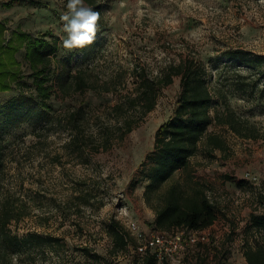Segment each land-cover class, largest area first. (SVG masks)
I'll return each mask as SVG.
<instances>
[{
	"label": "rangeland",
	"instance_id": "374dc122",
	"mask_svg": "<svg viewBox=\"0 0 264 264\" xmlns=\"http://www.w3.org/2000/svg\"><path fill=\"white\" fill-rule=\"evenodd\" d=\"M28 1L0 0L3 43L13 39L21 70L20 83L8 79L9 88L0 89V102L20 91L34 92L24 55L30 37L20 44L19 30L36 38L50 30L46 37L56 41L55 65L66 64L71 72L85 69L90 85L68 95L54 85L46 119L0 128L2 142L9 146L1 194L28 211L11 221V232L55 238L52 245L23 246L13 253L11 264H95L92 252L104 256L105 264H138L130 248L112 251L106 222L111 216L124 225L134 219L143 230L153 229V205L159 200L157 193L150 202L144 198L141 162L153 147L156 127L172 113L180 89L175 75L160 87L154 107L142 114L140 105L129 101L139 74L156 78L169 62L188 53L206 61L213 71L212 84L222 67L224 73L231 68L254 71L217 58L226 49L243 48L264 60V0H96L102 5L103 23L86 51H68L62 45L60 17L67 0ZM228 98L258 128V135L211 124L208 131L220 135L224 147L201 143L186 166L158 190L177 180L185 188L201 186L216 203L213 234L204 244L209 249L205 264H247L242 246L251 234L245 224L249 213L260 209L256 196L264 192V92L258 89L247 98L229 92ZM76 110L84 136L77 146L68 125ZM126 120L130 130L125 129ZM83 198L88 201L83 203Z\"/></svg>",
	"mask_w": 264,
	"mask_h": 264
},
{
	"label": "trees",
	"instance_id": "16d2710c",
	"mask_svg": "<svg viewBox=\"0 0 264 264\" xmlns=\"http://www.w3.org/2000/svg\"><path fill=\"white\" fill-rule=\"evenodd\" d=\"M28 2L31 3L32 0ZM84 2L100 12V27L103 23L102 5L96 0ZM4 28V22L0 20V89L9 88L10 84L6 81L8 79L20 83L21 76L18 62L13 55L17 45L13 43L12 38L3 43ZM43 33V36L38 38L20 30L17 33L16 39H20V44L22 39L30 37L24 55L31 70L34 92L27 94L20 91L0 102V128L16 126L22 121L40 123L46 119L51 106L48 99L54 95V85H57L63 95L70 94L71 90L83 91L90 85L85 69L77 68L71 72L66 64L61 68L55 65L53 52L56 50V41L47 39L46 36L51 34L50 30ZM87 48L80 51H86ZM6 54L8 59L4 57ZM222 58L234 60L238 65H245L254 71L242 72L238 68H231L224 73L222 67L212 84L213 71L209 70L206 61L188 53L176 62H169L164 73L156 78L139 74L140 79L135 86L136 94L129 101L140 105L142 114L154 107L160 87L170 83L173 76L179 77L180 86L172 113L156 127L153 147L141 162L142 177L146 181L144 198L150 202L152 195L157 193L159 200V204L153 205V229H202L210 226L217 218V205L201 186L185 188L176 180L162 192H158L160 186L172 177L175 171L186 166L189 157L198 151L201 143L211 148L224 147L221 136L208 131L211 124L225 125L240 135H258V128L231 105L228 93L247 98L255 95L258 89L264 92V60L261 54H254L243 48L226 49L217 60ZM254 72H257V76ZM79 115L77 110L71 112L68 124L69 129L74 131L72 141L76 146L81 137H84L80 134ZM129 123L130 120L125 121L126 130L131 128ZM8 147L3 144L0 136V183ZM133 183L134 180L131 184ZM256 199L260 209L250 212L245 224L246 232L251 234L250 238L246 235L242 246V254L247 264H264V192H260ZM87 201L86 198L82 200L83 203ZM26 214L28 211L24 204H17L15 198L2 195L0 191V264H11L13 253L25 245L54 243L55 238H45L39 233L18 235L11 232V221L19 220ZM106 232L111 240L112 251L130 248L131 256L138 264H167L165 261L158 263L155 254L150 251L141 256L135 254L132 249L137 240L120 219L111 216L106 222ZM204 244L205 242H197L194 247L189 248L185 257L189 264L206 263L209 249ZM217 251L219 250L216 249ZM90 255L95 264H105L106 259L101 254L92 252Z\"/></svg>",
	"mask_w": 264,
	"mask_h": 264
},
{
	"label": "built area",
	"instance_id": "2783aa9c",
	"mask_svg": "<svg viewBox=\"0 0 264 264\" xmlns=\"http://www.w3.org/2000/svg\"><path fill=\"white\" fill-rule=\"evenodd\" d=\"M215 222V221H214ZM214 222L202 229L176 227L172 230H143L134 219H126L125 225L135 236L137 243L132 251L141 256L147 251L155 254L158 263L189 264L186 253L197 242H207L213 234Z\"/></svg>",
	"mask_w": 264,
	"mask_h": 264
},
{
	"label": "clouds",
	"instance_id": "9594fccd",
	"mask_svg": "<svg viewBox=\"0 0 264 264\" xmlns=\"http://www.w3.org/2000/svg\"><path fill=\"white\" fill-rule=\"evenodd\" d=\"M100 19V12L87 6L84 0H67L66 11L60 17L63 47L75 51L93 45Z\"/></svg>",
	"mask_w": 264,
	"mask_h": 264
}]
</instances>
